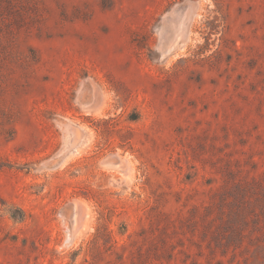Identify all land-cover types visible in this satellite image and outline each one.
I'll return each instance as SVG.
<instances>
[{
	"label": "rangeland",
	"instance_id": "obj_1",
	"mask_svg": "<svg viewBox=\"0 0 264 264\" xmlns=\"http://www.w3.org/2000/svg\"><path fill=\"white\" fill-rule=\"evenodd\" d=\"M0 264H264V0H0Z\"/></svg>",
	"mask_w": 264,
	"mask_h": 264
}]
</instances>
